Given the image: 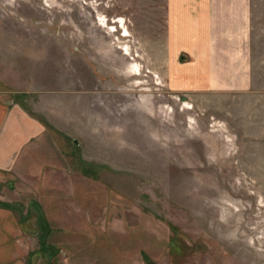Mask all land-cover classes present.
Segmentation results:
<instances>
[{"label":"rangeland","instance_id":"obj_1","mask_svg":"<svg viewBox=\"0 0 264 264\" xmlns=\"http://www.w3.org/2000/svg\"><path fill=\"white\" fill-rule=\"evenodd\" d=\"M251 2V85L210 92L173 88L155 63L164 0H0L1 79L48 129L42 177L0 181L32 264H48L35 198L73 231L52 237L49 264H264V0Z\"/></svg>","mask_w":264,"mask_h":264},{"label":"crops","instance_id":"obj_2","mask_svg":"<svg viewBox=\"0 0 264 264\" xmlns=\"http://www.w3.org/2000/svg\"><path fill=\"white\" fill-rule=\"evenodd\" d=\"M251 10V0H164V38L155 37L152 46L165 81L186 91L248 89ZM8 84L0 76V181L9 183L19 172L40 178L47 168V123L41 109L28 110L16 96L23 94ZM32 249L14 205L0 204V264H32Z\"/></svg>","mask_w":264,"mask_h":264},{"label":"trees","instance_id":"obj_3","mask_svg":"<svg viewBox=\"0 0 264 264\" xmlns=\"http://www.w3.org/2000/svg\"><path fill=\"white\" fill-rule=\"evenodd\" d=\"M32 202L34 207L37 208V225H36V233H37V240H38V248L37 250L40 251L41 253H47L48 257H47V262L48 264L51 263V259L53 257H55L58 248L56 243L54 242V239H52V237L56 234H58V236L60 234H64L66 235H70L71 233H73L72 230L67 229L66 227H61V226H55L53 225L46 217V215L43 213V209L40 205V203L35 199H32ZM0 204L1 205H6L9 206L10 203H8L7 201L4 200H0ZM26 216H23L22 218H19V221L21 222V225L23 227V229L25 230V228L27 227L28 229L29 226L24 224V220H25ZM30 231V230H29ZM49 251V252H48ZM34 252L32 251V254ZM146 255V254H145ZM46 262V263H47Z\"/></svg>","mask_w":264,"mask_h":264},{"label":"bare ground","instance_id":"obj_4","mask_svg":"<svg viewBox=\"0 0 264 264\" xmlns=\"http://www.w3.org/2000/svg\"><path fill=\"white\" fill-rule=\"evenodd\" d=\"M107 25V27L110 25L109 23H106ZM113 24H116L117 25V27L116 28H114V26L112 27L113 28V31H115V29H118V28H121V26H123V29H124V35L123 36H125V35H129V33H128V30L125 28V23L123 22V19L122 18H118V19H115L114 21H113ZM127 37V36H126ZM127 53V52H126ZM137 70H138V73H140V68H137ZM137 73V74H138Z\"/></svg>","mask_w":264,"mask_h":264}]
</instances>
